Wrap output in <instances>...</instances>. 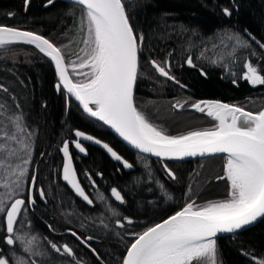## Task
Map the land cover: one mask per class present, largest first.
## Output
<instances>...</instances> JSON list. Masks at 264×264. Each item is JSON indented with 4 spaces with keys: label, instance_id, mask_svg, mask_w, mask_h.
I'll list each match as a JSON object with an SVG mask.
<instances>
[{
    "label": "trees",
    "instance_id": "16d2710c",
    "mask_svg": "<svg viewBox=\"0 0 264 264\" xmlns=\"http://www.w3.org/2000/svg\"><path fill=\"white\" fill-rule=\"evenodd\" d=\"M123 2L138 34L135 105L158 129L181 135L214 128L217 121L192 108L199 101H222L245 108L255 100L261 103L257 111L264 107V85L252 86L241 75L248 60L264 75V50L252 39L264 45V0ZM223 8H229L232 15L226 16ZM84 16V7L63 0L51 4L48 0H27V4L26 0H0V25L46 36L61 48L68 65L77 57L76 20ZM139 34L144 37L142 43ZM236 36L247 46L230 39ZM189 56L195 67L186 64ZM153 60L161 66L170 63L167 70L180 83L160 75ZM54 73L50 59L34 45L15 43L0 48V85L7 89H0V195H11L7 204L15 199L25 201L14 226L16 235L24 236L23 243L9 246L4 242L5 217L0 213V250L10 264H121L137 234L187 203L204 206L229 199L225 156L162 162L139 153L85 116L61 88L57 90ZM69 75L77 82L71 68ZM174 103L184 106L179 109ZM17 116L22 117L23 131L16 126ZM77 130L108 143L133 167H124L122 161L93 143L84 142L85 152L81 153L72 146ZM64 142L69 143L80 183L93 200L91 206L62 178ZM24 159L29 163L25 165ZM17 165L28 170L19 177V187L13 183ZM5 183L11 187L4 188ZM113 188L121 192L123 203L111 195ZM37 189L44 190L43 198ZM32 198L35 203H29ZM33 237L31 250H27L26 242ZM216 240L219 264H254L252 257L264 260V218L248 230ZM52 243L61 252H56ZM64 245L73 255L62 254Z\"/></svg>",
    "mask_w": 264,
    "mask_h": 264
},
{
    "label": "snow or ice",
    "instance_id": "6c2138e0",
    "mask_svg": "<svg viewBox=\"0 0 264 264\" xmlns=\"http://www.w3.org/2000/svg\"><path fill=\"white\" fill-rule=\"evenodd\" d=\"M48 2L51 4L53 0ZM76 3L82 5L85 10L82 25H86L87 36L83 42L88 49L81 50L85 55L78 57L79 63L73 61L71 65L66 64L61 48L42 35L10 26L0 25V48L15 43L34 45L55 62L61 82L56 85L57 90L62 85L80 102L85 113L111 126L125 141L143 153L167 159L214 153L227 154L225 172L227 180L230 181L229 199L210 202L204 206L196 205L195 201L187 203L174 215L137 234L122 262V264H194L195 261L196 264H217L218 234L237 233L258 218H264V110L253 113L243 107L219 101H201L192 107L199 112L206 111L207 116L218 121L214 128L189 131L181 135L166 134L150 123L134 103L133 93L139 68L138 34L134 32L129 22L123 0H76ZM222 11L226 16L232 15L229 8H223ZM143 39V35L139 34L140 43ZM230 39H235L239 46H247V42L238 36ZM261 47L264 48V45ZM185 62L190 67L196 66L191 56L187 57ZM151 63L160 75L177 84L180 83L166 70L171 68L170 63L166 61L165 66H161L155 60ZM69 67L77 76H83L84 80L73 82L69 75ZM245 67L247 71L243 74L244 79L252 85H264V75L259 74L257 67L251 62ZM85 68L89 71H83ZM0 89L7 91L3 85H0ZM183 106L181 103L174 105L176 108ZM21 119L22 117L17 116L15 122L17 128L23 131L20 128ZM75 135L86 140H94V137L81 131H76ZM10 138L17 139L15 136ZM95 143L100 144L101 141L95 140ZM28 147L25 145V148ZM103 147L117 161L122 160L108 144H103ZM75 148L82 153L85 152L80 142L75 143ZM62 151L66 158V163L62 166L63 180L80 197L92 204L93 200L79 183L68 142H64ZM23 162L25 165L29 163L27 159ZM123 166L133 167L127 161H123ZM16 167L19 171L13 173L17 176L13 183L19 187V177H23L28 170L19 165ZM164 167L168 175L175 179L171 169H168L167 165ZM35 179V176L31 178L34 189ZM3 187L10 188L11 185L5 183ZM37 190L43 198L44 190ZM111 195L116 201L124 202V197L117 189L113 188ZM10 198L11 195L8 193L0 195V213L4 214L7 233L4 242L9 246L15 245L18 241L25 242L24 236L16 235L14 227L25 201L15 199L7 204L6 201ZM29 203H35V199H30ZM131 222L128 220V223ZM117 224L120 227L124 226L120 221H117ZM35 239L33 237L26 242L29 245L27 250H31V243ZM51 247L56 252H61V248L56 244L52 243ZM2 252L3 250H0V264H9V258ZM62 254L73 255V252L70 247L64 245ZM252 259L254 264H264V260H257L256 257ZM20 264L24 262L20 261Z\"/></svg>",
    "mask_w": 264,
    "mask_h": 264
},
{
    "label": "water",
    "instance_id": "95a60500",
    "mask_svg": "<svg viewBox=\"0 0 264 264\" xmlns=\"http://www.w3.org/2000/svg\"><path fill=\"white\" fill-rule=\"evenodd\" d=\"M60 1V0H59ZM63 1H65V2H68V3H70V4H75V5H79L78 3H76V0H63ZM79 6H81V7H83L82 5H79ZM125 11H126V9H125ZM2 26H7V25H2ZM10 27H12V26H10ZM15 28H18V27H15ZM18 29H20V30H24V31H30V30H26V29H22V28H18ZM31 32H33V31H31ZM34 33H37V32H34ZM37 34H39V33H37ZM39 35H42V34H39ZM43 37H45L46 39H48L46 36H44V35H42ZM252 37V36H251ZM252 39H253V37H252ZM49 41H51L50 39H48ZM255 42H256V44L261 48V49H263L264 50V48H262L261 47V45H263L262 43H260L258 40H256L255 38L253 39ZM52 42V41H51ZM138 48H139V45H138ZM49 59H50V61H51V63H52V65H53V68H54V71H55V73L54 74H56V77H57V80H58V83H61L60 81H59V76H58V72H57V70H56V67H55V62L54 61H52L51 60V58L50 57H48ZM138 73H139V68H138ZM137 79H138V76H137ZM74 82V81H73ZM57 83V84H58ZM136 88H137V81H136V85H135V87H134V93H133V98H134V103H135V95H136ZM61 89L65 92V94H67L72 100H74L75 102H76V104L78 105V107H79V109L83 112V114L85 115V116H87L88 118H90V119H92L93 121H95V122H98V123H100V124H102V125H104L108 130H110L112 133H114V135L118 138V140H120V141H122V143H124L126 146H128V147H130L131 149H133V150H135V151H137V152H139V153H142V154H144V155H147V156H149V157H152V158H155V159H158V160H161L162 162H179V161H191V160H200V159H206V158H211V157H218V156H225V157H227V154H225V153H214V154H205V155H203V156H194V157H184V158H181V159H167V158H160V157H156L155 155H153V154H151V153H143V152H141L139 149H136L134 146H132V145H130L127 141H125L124 139H123V137H121L120 135H119V133H117L116 131H115V129H113L111 126H109V125H106V124H104L102 121H99L97 118H94V117H91V116H89L87 113H85L84 112V110H83V107H82V105L80 104V102L78 101V100H76V98H75V96L74 95H72V94H70V93H68L67 92V90L66 89H64L63 88V86L61 85ZM207 101V100H206ZM199 102H201V101H199ZM219 102H222V101H219ZM197 103V102H196ZM222 103H226V104H230V103H227V102H222ZM230 105H234V104H230ZM203 106V105H202ZM235 106H237V105H235ZM240 107V106H239ZM193 108V107H192ZM245 109V108H244ZM246 111H249V110H247V109H245ZM261 110H264V107L261 109ZM260 110V111H261ZM252 112V111H251ZM259 112V111H258ZM258 112H253V113H258ZM205 113H206V111H205ZM212 118V117H211ZM217 124H218V121H217ZM202 130V129H201ZM77 131H81V130H77ZM81 132H84V131H81ZM75 133H76V131H75ZM86 135H89V136H92V137H94V140H86V139H84L83 137H77V139H78V142H80L81 144H82V146L84 147V145H83V142H89V143H93V144H95V145H98V146H100V147H102L104 150H106L104 147H103V144H108V143H106V142H104L103 140H101V139H99V138H97V137H95V136H93V135H91V134H87L86 132H84ZM95 140H99V141H101V143L100 144H97V143H95ZM109 145V144H108ZM110 146V145H109ZM118 155H120L112 146H110ZM107 151V150H106ZM108 152V151H107ZM84 153V152H83ZM108 154H110L109 152H108ZM70 155H71V153H70ZM111 155V154H110ZM121 156V155H120ZM72 157V156H71ZM122 157V156H121ZM65 158V157H64ZM114 158V157H113ZM115 159V158H114ZM122 162L123 161H126L123 157H122V160H121ZM72 162H73V159H72ZM120 162V161H119ZM65 163H66V158H65ZM64 163V164H65ZM73 166H74V163H73ZM74 169H75V167H74ZM76 171V170H75ZM76 174H77V172H76ZM77 177H78V175H77ZM78 180H79V178H78ZM66 182V181H65ZM67 183V182H66ZM79 183H80V180H79ZM68 184V183H67ZM69 185V184H68ZM80 185H81V183H80ZM82 186V185H81ZM69 187L71 188V186L69 185ZM83 188V187H82ZM72 189V188H71ZM84 189V188H83ZM73 191H74V193L81 199V200H83L85 203H87L88 205H92V204H89L87 201H85L82 197H80L76 192H75V190L74 189H72ZM84 191H85V189H84ZM85 193H86V191H85ZM87 194V193H86ZM88 195V194H87ZM90 198V197H89ZM91 199V198H90ZM181 210V209H180ZM179 210V211H180ZM175 214V212L173 213V214H171V215H174ZM171 215H169L168 217H170ZM168 217H166V218H164L163 220H165V219H167ZM263 218H258L257 219V221H255L253 224H251V225H248V226H245L243 229H241V230H239L237 233H239V232H242L243 230H248V228H250V227H252V226H254L255 224H257L259 221H261ZM163 220H161V221H159V222H157V223H160V222H162ZM156 223V224H157ZM155 225V224H154ZM154 225H152V226H154ZM233 234H236V233H221V234H218L217 235V237H216V239L217 238H220V237H223V236H229V235H233ZM136 239V238H135ZM134 239V240H135ZM134 240H133V242H134ZM131 245V244H130ZM130 246H128V248H129ZM128 248H127V250H128ZM127 250H126V252H125V254H124V256H123V258H122V261H121V264H122V262H123V259L125 258V256H126V253H127Z\"/></svg>",
    "mask_w": 264,
    "mask_h": 264
},
{
    "label": "rangeland",
    "instance_id": "374dc122",
    "mask_svg": "<svg viewBox=\"0 0 264 264\" xmlns=\"http://www.w3.org/2000/svg\"><path fill=\"white\" fill-rule=\"evenodd\" d=\"M77 21V27H76V30H74L75 31V34H76V37H75V45H74V48H76V55H77V57L74 59V61H76L77 59H78V57H83L84 55H85V52L84 51H81L82 49H85V50H88L87 48H86V45L84 44V39L86 38V36H87V30H86V25H82V20H81V17L80 18H78V20H76ZM84 29V30H81V29ZM73 62V61H72ZM77 63H79L80 62V60H78V61H76ZM248 62H251L250 60H248V61H246V64L248 63ZM252 64H253V66H255V67H257V69H258V72H259V67H258V65L257 64H254L253 62H251ZM72 64V63H71ZM70 64V65H71ZM245 64V65H246ZM69 68H71V67H69ZM166 70H167V68H166ZM83 71H85V72H87V71H89V69H87V68H85V69H83ZM247 71V69H246V67H244V72H243V74L245 73ZM75 74V73H74ZM243 74H241L242 75V79H244L243 78ZM259 74H260V72H259ZM75 76L78 78V80H76L77 82H79V81H83L84 80V77L83 76H77L76 74H75ZM249 82V81H248ZM250 83V82H249ZM250 85H252L251 83H250ZM259 84H257V85H252V86H258ZM260 102L259 101H255L254 100V102H252L251 104H249V105H245L244 107H245V109H247V110H249V111H252V112H258L257 111V109L260 107V105H261V103L259 104ZM175 104H177V103H174V105ZM180 109V108H179ZM242 123V122H241ZM76 142H78V139L77 140H74L73 142H72V146H75V143ZM70 149V148H69ZM70 152V151H69ZM226 159V161H225V168L224 169H226V162H227V158H225ZM64 163H65V158H64ZM64 165V164H63ZM225 174H226V172H225ZM229 187H230V181H229ZM229 191H230V189H228ZM10 264V263H9ZM217 264H219L218 262H217Z\"/></svg>",
    "mask_w": 264,
    "mask_h": 264
},
{
    "label": "flooded vegetation",
    "instance_id": "af4514ba",
    "mask_svg": "<svg viewBox=\"0 0 264 264\" xmlns=\"http://www.w3.org/2000/svg\"><path fill=\"white\" fill-rule=\"evenodd\" d=\"M83 145H84V142H83ZM82 153V152H81ZM73 159V158H72Z\"/></svg>",
    "mask_w": 264,
    "mask_h": 264
}]
</instances>
